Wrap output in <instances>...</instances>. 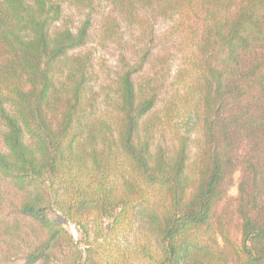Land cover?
Instances as JSON below:
<instances>
[{
  "label": "trees",
  "instance_id": "1",
  "mask_svg": "<svg viewBox=\"0 0 264 264\" xmlns=\"http://www.w3.org/2000/svg\"><path fill=\"white\" fill-rule=\"evenodd\" d=\"M99 1L131 26L193 12L200 37L161 112L142 65L95 84L75 53L89 25L65 27L54 0H0V180L41 233L23 264H102L133 222L146 264H264V0ZM179 101L194 131L167 147Z\"/></svg>",
  "mask_w": 264,
  "mask_h": 264
},
{
  "label": "rangeland",
  "instance_id": "2",
  "mask_svg": "<svg viewBox=\"0 0 264 264\" xmlns=\"http://www.w3.org/2000/svg\"><path fill=\"white\" fill-rule=\"evenodd\" d=\"M54 2L61 7V22L65 27L77 33L85 24L89 25L88 42L75 53L88 56L96 85H110L127 66L142 65L141 75L151 79L160 92L158 108L161 112L165 99L178 94V91L183 92L176 82V75L200 37L201 24L195 13L186 12L170 19L145 13V21L141 26H131L122 21L114 7L105 1ZM110 18L113 24L108 23ZM173 116L171 121L163 118L155 135L156 142L167 147L173 146L179 135H191L194 131L193 119L186 103L179 101ZM1 133L0 127V150L5 152ZM194 155L195 149L192 148V158ZM239 176L235 175L230 197L235 198L238 194ZM23 198V194L9 181L0 180V264H23L25 256L41 235L39 228L20 214ZM51 217L55 218V215ZM66 227L76 240L81 239V233L75 225L68 224ZM234 235L240 239L236 233ZM141 237L138 225L134 222L117 230L102 256V264H146L134 254Z\"/></svg>",
  "mask_w": 264,
  "mask_h": 264
}]
</instances>
